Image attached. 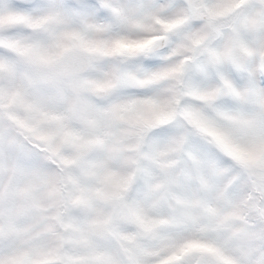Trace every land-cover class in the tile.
Listing matches in <instances>:
<instances>
[{"label":"snow or ice","instance_id":"1","mask_svg":"<svg viewBox=\"0 0 264 264\" xmlns=\"http://www.w3.org/2000/svg\"><path fill=\"white\" fill-rule=\"evenodd\" d=\"M0 264H264V0H0Z\"/></svg>","mask_w":264,"mask_h":264}]
</instances>
